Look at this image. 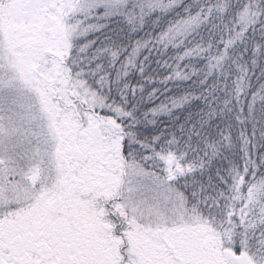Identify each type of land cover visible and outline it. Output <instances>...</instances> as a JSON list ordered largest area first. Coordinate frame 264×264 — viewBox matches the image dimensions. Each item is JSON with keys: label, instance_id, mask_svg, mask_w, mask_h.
<instances>
[{"label": "snow or ice", "instance_id": "6c2138e0", "mask_svg": "<svg viewBox=\"0 0 264 264\" xmlns=\"http://www.w3.org/2000/svg\"><path fill=\"white\" fill-rule=\"evenodd\" d=\"M0 264H264V0H0Z\"/></svg>", "mask_w": 264, "mask_h": 264}]
</instances>
